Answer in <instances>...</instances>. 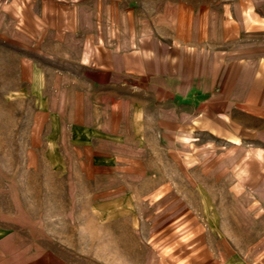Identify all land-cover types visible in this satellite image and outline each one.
I'll return each instance as SVG.
<instances>
[{"label": "rangeland", "instance_id": "rangeland-1", "mask_svg": "<svg viewBox=\"0 0 264 264\" xmlns=\"http://www.w3.org/2000/svg\"><path fill=\"white\" fill-rule=\"evenodd\" d=\"M193 57L263 94L264 0H0V264H264V121Z\"/></svg>", "mask_w": 264, "mask_h": 264}, {"label": "crops", "instance_id": "crops-1", "mask_svg": "<svg viewBox=\"0 0 264 264\" xmlns=\"http://www.w3.org/2000/svg\"><path fill=\"white\" fill-rule=\"evenodd\" d=\"M183 66L185 61H182ZM190 66H188V72L180 70V66L177 63V82L176 88L177 92H182L186 96H192L193 99H197L201 95L202 87H216L217 85L223 86L224 91L222 95H215L212 91H209L208 107H205L204 111L210 115V120H216V115H222V112L233 110V105L236 103H242L238 108L241 112L248 115L257 116V120L264 121V90L263 94L261 91L256 90V87L248 85L246 82L250 79L248 71H243L237 67L229 66H219L218 71L215 70V73H212V67L210 63H205L209 65L208 72L201 71V61L198 57H193L192 62L188 61ZM186 67V66H185ZM112 70H119L116 64L110 65ZM121 69H125L124 67ZM127 69V68H126ZM140 69V68H139ZM191 69V71H190ZM148 68L146 67V71ZM190 71V72H189ZM253 87V88H252ZM182 90V91H180ZM78 96V94H77ZM218 97V98H217ZM198 103L199 101L198 98ZM234 101H236L234 103ZM112 109L113 111L117 110L120 102H113ZM219 115V116H220ZM76 119L73 120L75 123H80L84 126L86 125V119H84L83 114L80 117V122H78L79 116L75 114ZM114 118V117H113ZM225 120L226 116L223 117ZM227 124V122H225ZM119 125V122H118ZM212 127V125H210ZM256 132L261 136L262 141H264V123L261 128H256Z\"/></svg>", "mask_w": 264, "mask_h": 264}]
</instances>
